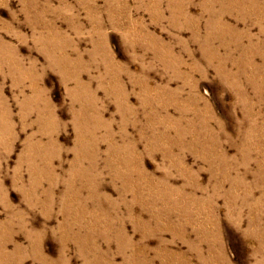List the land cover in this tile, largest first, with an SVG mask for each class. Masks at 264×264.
Returning <instances> with one entry per match:
<instances>
[{
  "label": "rangeland",
  "instance_id": "rangeland-1",
  "mask_svg": "<svg viewBox=\"0 0 264 264\" xmlns=\"http://www.w3.org/2000/svg\"><path fill=\"white\" fill-rule=\"evenodd\" d=\"M85 57L107 65L115 100L97 106L58 74ZM0 60L19 73L0 81V195L15 207L47 185L49 201L9 218L0 264H23L20 237L39 220L64 242L39 240L37 264H264V0H0ZM45 61L39 75L20 67ZM30 92L51 108L26 135Z\"/></svg>",
  "mask_w": 264,
  "mask_h": 264
},
{
  "label": "snow or ice",
  "instance_id": "snow-or-ice-1",
  "mask_svg": "<svg viewBox=\"0 0 264 264\" xmlns=\"http://www.w3.org/2000/svg\"><path fill=\"white\" fill-rule=\"evenodd\" d=\"M236 30L239 32L245 33V36L241 40V44L245 46L248 43V37L255 35V32H256V30L252 28L251 24H245V25H242V27L241 25H238ZM217 55L219 58H222L224 55H226V52L223 48H221L220 52ZM260 59H261L260 56H256V61L257 60L260 61ZM230 64L231 62L229 61V66ZM84 65H87V68H86L87 74L83 75L87 77L86 80L82 79V76L80 75L82 71H85ZM20 67L24 70L26 74L39 75L42 71L49 70L50 65L47 61H45L44 64H40L34 69V73L31 70H29L27 62L20 65ZM57 72L58 74H63L64 78L66 79V82H68V87L70 90L78 87L76 83L77 80H79L81 84L86 85L87 92L90 98L96 101L97 106L99 105L101 101L107 103L110 100L116 99V93L113 91L111 87V75H110L107 65L94 63L91 60V58L85 57L83 64H80V65L72 66L69 64L62 63L57 69ZM6 75H19V73L14 68L5 65L3 61L0 60V81H4V77ZM123 85L127 89L128 92L132 91V88L131 90H129V86L131 87V85L128 84V82L125 83V81L123 80ZM3 88H4V84L0 82V90H3ZM100 93L103 94L102 98L99 95ZM32 96H33V93L30 92V95H26V97L22 99V105H23L22 115H24L26 119H25L23 127L20 130L23 131L26 135L31 134L32 131L30 132V130L34 131L40 127L42 123V117L47 115L48 111L51 108V105L45 104L43 102L30 106L27 103V100L28 98ZM44 99H47V94H45ZM30 107H31V112L29 113ZM76 108L82 113H84L85 115H87V113L90 112V109L85 108L81 103H77ZM28 125H31V127L29 128ZM77 125L84 139L91 141L92 135L96 134L94 131L95 126L93 122L91 121V119L81 118L77 121ZM69 128L73 130V127L71 125L69 126ZM163 133H165V129L163 128V126L158 128L155 133H153L152 131L147 132L146 136L148 138L141 145L143 149L142 151H152L154 148L153 140L158 139L160 135ZM166 135L172 136L173 132L167 131ZM145 145L147 146L146 148H145ZM101 147L106 149L107 145H101ZM0 148H2V145H0ZM145 158L147 159V157ZM155 159L159 161L161 159V156L157 154L155 156ZM239 162H240V157L237 154V163L239 164ZM248 180L254 182L256 180V177L249 176ZM2 184H3V178L0 177V185ZM2 191L3 189L0 188V193H2ZM46 191H47V185H44L41 188H37L35 193H32L29 191L27 195L30 197V199H28L27 203L22 204V205H17L15 207L7 205V201L3 198L2 195H0V217H2V219H0V247H2L4 243L3 232L5 228L8 226L9 218L15 216L17 218L15 223H22L23 222L22 217L30 216L33 214V212L30 210V207H29L30 205L34 206L37 211L42 210L49 203L48 198L45 195ZM253 198L264 199V190L254 191ZM66 215L67 214L65 213L64 216L56 217L57 220L61 221V223L64 225L65 228L67 227V224L65 223ZM225 222L228 225V221H227L225 214L221 212V223L224 224ZM41 223H43V221L39 220V223L38 225L36 223L35 228H33L31 225H28L25 228L24 233H22L20 237V239H23L25 234L30 233L29 239L31 243H28V241H25V243L27 244V247L21 246V248L19 249V254L21 255L23 259V264H37V261L40 259L39 247H38L39 240L45 239V238L48 240H52L56 244L57 248H60L62 246V243L64 242V238L62 237L61 231L59 229H57L55 234L47 231V228H44L43 230L38 232L37 230L40 229ZM12 231H16V228L13 227ZM130 232L131 231H129V233ZM8 247H11L13 251H17V249L11 244H8ZM68 247L70 249L68 254L71 255V252L74 250V246L71 243H69Z\"/></svg>",
  "mask_w": 264,
  "mask_h": 264
}]
</instances>
